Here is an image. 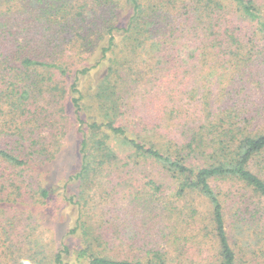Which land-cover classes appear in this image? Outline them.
Masks as SVG:
<instances>
[{"label":"trees","instance_id":"trees-1","mask_svg":"<svg viewBox=\"0 0 264 264\" xmlns=\"http://www.w3.org/2000/svg\"><path fill=\"white\" fill-rule=\"evenodd\" d=\"M125 2L129 12L123 26H74L63 9L42 7L47 0L28 19L47 20V25L0 24V139L11 146L0 148V249L7 264H23L26 253L21 247L6 251L4 203L15 196L11 187L22 198L23 174L34 168V160L38 167L46 158L47 151H37L27 134L31 121L39 122L35 97L45 91L44 83L32 74L40 70L51 77L46 83L53 99L61 96L55 78L74 76L70 102L81 125L80 168L64 186L65 200L77 214L69 234L80 244L75 249L63 244L53 264H243L244 257L264 254V0ZM17 12L9 9L0 16L24 18ZM78 18L84 19L82 14ZM63 19L65 24L59 22ZM103 41L95 66L73 69ZM105 61L92 96L103 120L88 122L80 78ZM111 138L132 156L120 157L108 143ZM141 160L175 181L174 202L154 201L160 228L151 247L114 232L119 225L107 221L99 226L92 215L104 192L101 177L118 185L111 173L132 174L142 167ZM219 181L237 182L246 192L230 191L225 201L212 186ZM71 184L78 185V193L70 192ZM116 185L110 193H117ZM150 186L163 194L164 184L156 177ZM53 193L39 185L34 198L45 205ZM187 220L196 223L198 238L204 234L202 239L214 244L211 257L203 242L189 257L180 243L186 234L178 232ZM251 221L255 229L248 227Z\"/></svg>","mask_w":264,"mask_h":264},{"label":"rangeland","instance_id":"rangeland-1","mask_svg":"<svg viewBox=\"0 0 264 264\" xmlns=\"http://www.w3.org/2000/svg\"><path fill=\"white\" fill-rule=\"evenodd\" d=\"M40 1L41 3L39 4L37 0H12L9 1V5H0V13L10 9L14 13L19 11L24 14V18H22L23 15L17 18L18 15H16L17 19L10 18L7 21L0 16V21H2L0 24L15 26L17 24L31 23L30 25L40 27L47 25V20H28L33 17L31 16L32 12L37 11V8L44 2V0ZM50 2H53V4H50ZM42 7L45 9L51 7L53 9L61 8L64 10L62 12L63 15L69 17L67 18V23H71L74 26L85 25L86 27H99L104 24L123 26L129 12L125 0H47V4L42 5ZM78 14H82L84 19L78 18ZM59 22L65 24L66 19ZM106 42L103 41L99 48L93 52L91 50L86 54V57H78L83 61L76 62V66L73 69L95 66L99 60L101 47ZM106 67L107 61L101 63L90 75L80 78V88L86 97V111L83 114V118L88 122H102L103 120L102 115L98 112L97 102L94 101L92 96L97 84L105 73ZM32 77L38 81H43L45 91L37 93L38 96L35 97L38 100L39 122L31 121L32 124L27 134L28 137H33L34 142L38 144L36 146L37 151L45 154L46 150L47 152L44 156L46 158L49 157L50 160L47 161L43 156L45 158L44 163L40 166L38 165V167L35 166L36 160H34L31 165V168L32 166L34 168L23 174L22 198L17 196L16 193L18 192L15 187H11V191H15V196L11 202L4 203L7 215L3 221L4 225L8 226L9 234L7 238L3 234V239H5L4 241L7 240L5 248L8 253V248L10 247L11 253L15 252L19 247L24 248L26 254L24 255L23 264H53L54 256L63 244L69 245L72 249L77 248L80 244L78 236L69 234L75 226L77 214L65 200L67 191L64 190V186L71 175L77 173L80 168L79 146L81 132L79 129L81 125L70 102V86L73 83L74 76L61 80L57 77L55 78L61 88V96L58 99H53L47 89L49 86L46 82L51 78L47 72L44 73L40 70L38 73H33ZM62 89L63 91H68L66 95H63ZM5 141L6 139H0V148L11 150V146H7ZM108 143L120 157L127 158L132 156V151L123 146L119 140L111 138ZM141 162L142 167L135 169V171H143V173L135 171L132 174L111 173L117 179L118 185L115 182L111 184V177L105 174L101 177L100 180L103 184L102 190L104 192L98 197V207H95L92 215H94V220L99 226L107 221L108 223L119 225V228L116 227L117 229L113 230L114 232H122L124 237L129 238V242L136 240L140 243L138 246H142L141 243L148 241L149 244L147 246L151 247L153 238L160 228L158 221L155 220L157 219V204L154 201L161 198L163 203L167 201L174 202L175 199L173 200L172 195L174 194L175 181L170 176H162L159 168L151 162H144L143 160ZM117 177H123L126 181L123 182ZM152 177H156L158 183L163 182V194L157 193L153 186L148 187ZM39 185H44L54 191L52 199L47 201L45 205L37 203L34 198ZM115 185L118 187L115 190L117 193L115 194L114 192L112 194L110 193V188ZM212 186L216 191H222L225 201H227L230 191L239 192L242 189L244 193L246 192L239 183L234 181L213 182ZM70 188L72 193L79 192L77 184H71ZM138 190L143 191L145 195L146 193L154 195V198L147 195L149 198H146L144 194L140 197ZM104 217L107 218L102 219ZM228 221L229 224L232 223V217L229 214ZM248 227L255 229L256 225H252L251 221L248 223ZM229 229L231 230V227ZM178 232L183 235L186 234L189 240V242L185 241L186 236H184L180 241L182 245H186L184 248L189 251V257L192 256L196 244L199 242H203L207 246V250L204 249L206 257H211L212 252H214V244L212 242L207 243L206 240L202 239L204 234H202L201 238H198L196 223L192 221L182 223L178 227ZM250 234L252 238H255L253 231H250ZM36 243L40 247H37ZM131 245L132 243L123 246L124 251L129 250ZM2 250L4 249H0V254L3 253ZM0 258H3V263L7 264L9 259H6L5 255L2 254ZM32 259L35 262H32ZM14 263L17 264L18 262ZM243 264H264V254L257 252L244 257Z\"/></svg>","mask_w":264,"mask_h":264}]
</instances>
